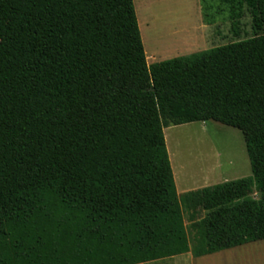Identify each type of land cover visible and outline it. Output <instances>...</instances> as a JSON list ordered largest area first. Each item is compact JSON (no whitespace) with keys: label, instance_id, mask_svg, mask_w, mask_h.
<instances>
[{"label":"trees","instance_id":"16d2710c","mask_svg":"<svg viewBox=\"0 0 264 264\" xmlns=\"http://www.w3.org/2000/svg\"><path fill=\"white\" fill-rule=\"evenodd\" d=\"M220 1L234 36L243 6L261 34L148 64L134 0H0V264L264 240V0ZM207 121L242 132L252 176L179 195L164 129Z\"/></svg>","mask_w":264,"mask_h":264},{"label":"rangeland","instance_id":"374dc122","mask_svg":"<svg viewBox=\"0 0 264 264\" xmlns=\"http://www.w3.org/2000/svg\"><path fill=\"white\" fill-rule=\"evenodd\" d=\"M134 7L145 53L154 57L155 62L261 34L249 9L243 6L238 25L240 36H234L231 7L220 0H134ZM164 135L178 189L207 187L252 176L244 136L234 127L215 121L194 122L167 127ZM204 178L207 181L202 184ZM247 196L259 201L255 185H250ZM205 214L202 207L184 212L187 228ZM216 264H264V241L237 247Z\"/></svg>","mask_w":264,"mask_h":264},{"label":"crops","instance_id":"0c3cea01","mask_svg":"<svg viewBox=\"0 0 264 264\" xmlns=\"http://www.w3.org/2000/svg\"><path fill=\"white\" fill-rule=\"evenodd\" d=\"M146 58H147L148 64H152L155 62L154 57L149 58L148 55L146 54ZM172 171H173V169H172ZM209 175H211V174L209 173ZM173 176H174V181H175L177 193L179 195H182V194L190 192V191H196V190L204 188L206 186V185H202L201 187H194V188H189L188 186H181V188L178 189L177 188V180H176V177L174 175V172H173ZM205 181H207L206 178H204L202 180V182H203L202 184H205L206 183ZM181 183L182 182H180V184ZM186 187H188V188H186ZM259 241H264V240H259ZM254 242H257V241H254ZM250 243H252V242H250ZM243 245H245V244H243ZM243 245H240L237 247H241ZM237 247L229 248L226 250H222V251H219V252H216L213 254H209V255H205V256H201V257H194L191 252H188V253L176 255L173 257L159 259V260H155V261H150V262H146V263H142V264H204V263L216 264L219 261L222 262L224 257L226 256V254L231 252V251H235V249ZM167 260H169L170 262L169 263L164 262Z\"/></svg>","mask_w":264,"mask_h":264},{"label":"bare ground","instance_id":"6f19581e","mask_svg":"<svg viewBox=\"0 0 264 264\" xmlns=\"http://www.w3.org/2000/svg\"><path fill=\"white\" fill-rule=\"evenodd\" d=\"M141 29H142V32L144 33V30H143V25H141ZM205 176H207V175H205Z\"/></svg>","mask_w":264,"mask_h":264}]
</instances>
